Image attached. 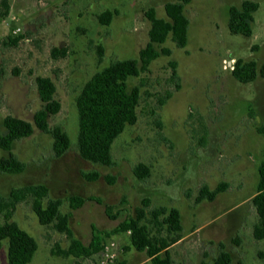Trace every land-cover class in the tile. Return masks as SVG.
I'll return each instance as SVG.
<instances>
[{
    "label": "rangeland",
    "instance_id": "1",
    "mask_svg": "<svg viewBox=\"0 0 264 264\" xmlns=\"http://www.w3.org/2000/svg\"><path fill=\"white\" fill-rule=\"evenodd\" d=\"M175 1L8 0L9 14L0 22V128L9 115L34 122L44 105L37 79L45 77L54 82L60 104L49 117L50 129L61 128L71 141L67 153L56 157L53 135L35 127L13 148L24 172L0 173V197L45 185L44 203L61 199L62 214L70 216L73 238L41 225L31 200L17 205L12 221L38 243L30 264H152L132 246L130 233H113L146 200L148 214L155 208L181 214L182 239L170 248L174 264H213L222 251L231 264H264L258 257L264 241L253 236L259 219L252 203L264 162V78L243 84L232 74L238 60L256 62L259 71L264 65V0H193L185 8L188 45L178 48L169 38L156 48L171 55H161L129 80L130 90H140L138 120L114 142L112 165L85 161L78 152L76 101L85 84L114 61L139 59L150 40L147 12L167 19L165 7ZM245 1L260 4L251 37L228 27L230 9ZM107 11L113 15L108 26L99 20ZM9 37L15 42L6 44ZM6 155L0 149V158ZM140 164L149 168L144 179L135 174ZM94 172L99 178L89 181L86 175ZM221 183L228 187L214 201L197 202L203 186L214 191ZM74 196L87 200L76 210L70 206ZM109 206L116 219L108 215ZM6 221V211H0V225ZM93 228L110 234L102 250L89 257L69 254L72 239L90 244ZM8 247L5 240L0 264H9Z\"/></svg>",
    "mask_w": 264,
    "mask_h": 264
},
{
    "label": "trees",
    "instance_id": "2",
    "mask_svg": "<svg viewBox=\"0 0 264 264\" xmlns=\"http://www.w3.org/2000/svg\"><path fill=\"white\" fill-rule=\"evenodd\" d=\"M193 0H176L166 5L167 19L158 18L153 9L147 12L151 22L149 43L140 51L139 59H126L112 62L109 66L97 72L84 86L77 98L78 111V142L77 149L81 158L93 164L111 166L113 163L112 147L116 139L127 126L135 125L138 120L137 109L140 101L138 87L129 89V80L139 77L146 72L151 62L161 55H171V50L163 48L157 50L156 46L164 44L169 38L178 48H185L189 41L190 20L185 14V8ZM0 22L9 14L8 0H0ZM260 4L254 1H245L240 8L232 7L229 12L228 27L232 34L251 37L253 34L254 14L259 10ZM112 13L107 11L99 16L103 25L108 26L112 20ZM12 38L5 39V43H14ZM172 80L179 88L177 66L171 64ZM234 78L243 84L254 82L258 76L264 78V65L258 70L256 62L238 60L233 72ZM37 88L43 108L34 116V122L7 116L3 120V130L0 128V149L7 153L0 158V173L21 174L26 165L13 153L16 142L33 135L35 127L45 133H50L54 138V153L62 157L70 149L69 135L61 128L53 130L49 126V117L60 111V104L55 100L56 86L50 78L37 79ZM172 96V92L160 100L163 106ZM161 126V125H160ZM135 174L144 179L149 174L148 166L140 164L135 169ZM89 181L99 178L97 173L86 175ZM226 183H221L214 191L203 186L199 191L197 202L204 200L214 201L216 197L227 189ZM49 188L45 185H29L13 189L8 199L0 197V211H6L7 221L0 225V249L3 242L8 240V263L30 264L38 250L36 239L23 230L12 215L18 204L32 201V209L43 226H53L58 232L73 238L69 227V214H62L61 199L49 200ZM86 199L74 196L70 199L73 210L79 209L86 203ZM100 202V201H98ZM257 211L259 222L254 228L253 236L257 241H264V162L259 167V183L257 192L252 200ZM148 200L145 207L136 212L135 218H127L121 222L113 233H130L132 246L138 252H145L152 264H174L170 248L178 243L183 231L181 214L172 208H155L148 214ZM112 208L107 207L110 218L116 219L111 214ZM150 215L151 218H148ZM148 224L156 228L152 234ZM110 234L93 228L92 240L89 245L72 239L69 254L77 257H89L99 253L103 248L106 237ZM68 253V252H67ZM259 259L264 263V251L258 253ZM229 253L222 251L213 264H231ZM122 264V263H114Z\"/></svg>",
    "mask_w": 264,
    "mask_h": 264
},
{
    "label": "built area",
    "instance_id": "3",
    "mask_svg": "<svg viewBox=\"0 0 264 264\" xmlns=\"http://www.w3.org/2000/svg\"><path fill=\"white\" fill-rule=\"evenodd\" d=\"M113 263H114L113 261L110 262V264H113ZM99 264H106V263L103 261V262H101Z\"/></svg>",
    "mask_w": 264,
    "mask_h": 264
}]
</instances>
